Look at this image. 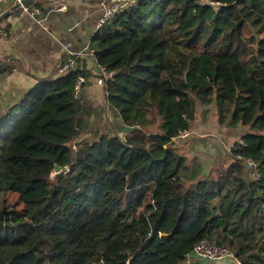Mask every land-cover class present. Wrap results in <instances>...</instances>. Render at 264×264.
Returning a JSON list of instances; mask_svg holds the SVG:
<instances>
[{
	"label": "trees",
	"instance_id": "trees-1",
	"mask_svg": "<svg viewBox=\"0 0 264 264\" xmlns=\"http://www.w3.org/2000/svg\"><path fill=\"white\" fill-rule=\"evenodd\" d=\"M218 1L136 0L94 33L122 138L84 137L80 63L0 119V264H185L202 239L264 264V0ZM198 105L247 131L228 167L189 177L174 140ZM55 165L66 171L51 177Z\"/></svg>",
	"mask_w": 264,
	"mask_h": 264
},
{
	"label": "crops",
	"instance_id": "crops-1",
	"mask_svg": "<svg viewBox=\"0 0 264 264\" xmlns=\"http://www.w3.org/2000/svg\"><path fill=\"white\" fill-rule=\"evenodd\" d=\"M39 14L35 18L16 9L14 0L0 3V28L8 31V39L0 42V119L33 89L39 80L57 78V70L69 48L82 51L81 69L86 80L80 100L90 109L86 137L118 134L122 121L110 105L103 90L94 81L98 65L90 55V41L98 29L103 10L98 0H34ZM64 11H59L61 5ZM231 264H239L236 259ZM193 264H205L195 260Z\"/></svg>",
	"mask_w": 264,
	"mask_h": 264
},
{
	"label": "rangeland",
	"instance_id": "rangeland-1",
	"mask_svg": "<svg viewBox=\"0 0 264 264\" xmlns=\"http://www.w3.org/2000/svg\"><path fill=\"white\" fill-rule=\"evenodd\" d=\"M223 1L227 3L230 0ZM246 131L247 128L232 129L227 125H220L216 109L212 105L208 107L198 105L197 117L188 132L189 135L185 138L180 137L174 140V144L186 161L187 169L183 171L185 176H199L200 173L215 175L217 169L228 167L232 163L230 147ZM91 136L92 133L89 137ZM74 141L72 146L75 145ZM247 168L251 169V166H247ZM9 203L15 204L18 210L24 209L23 205L19 203L16 194L10 195ZM230 260L235 262L234 259L230 258H223L212 263L204 262L205 264H231Z\"/></svg>",
	"mask_w": 264,
	"mask_h": 264
},
{
	"label": "built area",
	"instance_id": "built-area-1",
	"mask_svg": "<svg viewBox=\"0 0 264 264\" xmlns=\"http://www.w3.org/2000/svg\"><path fill=\"white\" fill-rule=\"evenodd\" d=\"M7 0H0V3L6 2ZM15 5L19 4V10L27 13L30 17L35 18L39 14V9L36 7H29V5H22L23 0H14ZM136 0H107L100 3L103 10V14L98 21V28L102 27L105 23L110 21L117 13L125 10L126 8L134 5ZM194 4L198 7H219L225 5L218 0H193ZM65 5H61L58 10L64 11ZM8 39V31L5 28H0V42L6 41ZM66 55L64 60L60 63L57 75H63L70 72L78 67L80 58L84 55L82 51H74L69 48L65 49ZM90 55H94L93 50H88ZM98 65V73L94 76V81L98 87H100L104 94L106 93V88L115 75V71L109 70L105 66ZM86 77L83 75H78L73 82L72 94L75 99H79L81 95V88L85 82ZM188 136V132H183L180 137L185 138ZM249 169V177L252 180L258 178V170L252 163ZM223 258L235 259L233 251L224 246H219L216 243H211L207 239L200 240L190 255H188L184 261L185 264H193L194 260L205 261L208 263L217 262ZM238 262V261H237ZM101 264V263H99Z\"/></svg>",
	"mask_w": 264,
	"mask_h": 264
},
{
	"label": "water",
	"instance_id": "water-1",
	"mask_svg": "<svg viewBox=\"0 0 264 264\" xmlns=\"http://www.w3.org/2000/svg\"><path fill=\"white\" fill-rule=\"evenodd\" d=\"M32 1H34V0H23V1L21 2V4H22V5H28V4L31 3ZM19 6H20L19 4L15 5V6L13 7V9H11L10 11H13V10L18 9ZM10 11H7V12L1 14V15H0V19H2V18H3L8 12H10ZM59 77H60V76H58L57 78H59ZM131 130H132V128L127 127V126H123L121 132L118 133V136H119L120 138H122L123 135H124L125 133H129ZM65 171H66V168H65V167H58L57 165H55V166H54V169L51 171V177H53V176H55V175H57V174H59V173H61V172H65ZM194 261H195V260H194Z\"/></svg>",
	"mask_w": 264,
	"mask_h": 264
}]
</instances>
